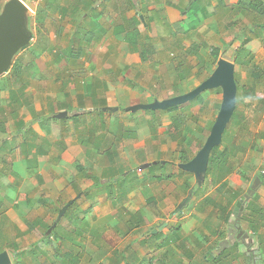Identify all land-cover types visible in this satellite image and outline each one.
<instances>
[{"label":"crops","instance_id":"0c3cea01","mask_svg":"<svg viewBox=\"0 0 264 264\" xmlns=\"http://www.w3.org/2000/svg\"><path fill=\"white\" fill-rule=\"evenodd\" d=\"M7 1L0 0V13ZM263 19L264 0H43L36 17L27 19L30 48L13 60L22 64L19 80L9 81L10 71L0 76V252L9 253L11 264L21 254L12 249H22L21 260L39 242L53 258L47 264H214V256L236 246L246 248L238 250L240 263L245 255L257 264L258 250L264 259V151L239 153L243 166L220 179L221 191L194 194V206L179 211L186 191L199 183L179 166L187 162L184 151L193 154L189 161L196 154L187 137L198 123L203 135L207 128L182 106L130 109L188 93L212 74L219 58L236 63L242 48L247 60L255 53L262 60ZM238 21L251 27H240L234 37L240 45L222 56L216 42L229 38L225 30L236 32ZM209 40L216 66L201 57ZM206 93L202 104L214 99ZM61 112L67 115L59 117ZM153 166L161 170L141 186L123 177L145 169L143 177ZM175 194L183 200L177 203ZM207 196L212 202L205 203ZM142 210L146 219L139 220ZM188 216L193 221L181 230L192 238L169 242L174 224Z\"/></svg>","mask_w":264,"mask_h":264},{"label":"rangeland","instance_id":"374dc122","mask_svg":"<svg viewBox=\"0 0 264 264\" xmlns=\"http://www.w3.org/2000/svg\"><path fill=\"white\" fill-rule=\"evenodd\" d=\"M246 18L248 19V16H246ZM253 20H255V17L253 18ZM249 22H240V21H238L237 24H236V27L237 28L235 30L237 33L234 32V30H230L228 32H227V30H225V33H224L225 34V37L229 36V38H227L226 40H225V38H222L221 41L216 42L217 43L216 45L220 46V50H223V51H221L220 55L227 56L228 57V55H229V51H228L229 48L233 50V49H236L240 45V41L239 40H235L234 37L240 32V30H239L240 27L241 28L243 27V28L249 29V27H251ZM224 24H225V26H227V28L230 27V25L228 24V22H225ZM224 34H223V30H222L220 36L223 37ZM230 39L232 40V42L230 44H227L228 41H230ZM207 42L206 43L209 44V45H207V47H205V49H204L205 50V54L202 55L201 57H203V59L207 58L209 60L211 58V60H213V62H211V64H213V66H216V64L214 62L215 61V58H213V56L210 53V49H211V45H212V44H210L211 41L209 40ZM29 48H30V46H29ZM224 49H226V50H224ZM29 52L33 56H35L33 50H30ZM254 56L255 57H253V58H250V56H249V60H250L251 63H250L249 66H246L244 68H242L241 64L239 63L240 62L239 61L240 58L235 63L236 64V74H237V77H236V74H235V77H236V80H237L238 85H239V87H238V104L237 105H239L240 109H242L246 113V115L249 116L252 119L251 129H253L254 132H259L257 130H261L260 132H264V110L262 111V114H260L261 115L260 121L258 123H255L254 122V118H255V111H254L255 109L254 108L258 107V105L260 104V100H264V80H263L264 79V56H263V59L262 60H260V59L257 58V54L256 53H255ZM247 57H248V55H247ZM253 65H255V66H257L259 68L258 70H256L257 71L256 73L259 76V78L257 79V81L251 75V71H252V66ZM208 70L210 71V70H212V68H209ZM198 74H200V73L198 72L197 75ZM205 74H208V72H206ZM196 79L197 80H200V81L203 80V78H201V76H197ZM252 86H253V92L251 93V95L252 94H255V92H256L257 93V96L256 97H251V95H250L249 97H246L244 95V93L247 91L246 89L248 87L249 88H252ZM206 94L208 96H210L212 94L214 95V99L211 100V98H209V103L205 102V104H202L204 102V99L202 97V94H200V96H197L195 99H193V100H191V101H189V102H187L185 104L179 105V106H182V108H183L182 111H185V112H187L189 114H192V113L195 112V115L196 116H198V114H199L200 117L197 118L198 119V122H201V124L204 125V126H206V128H207L206 134L203 135L199 131V128H198L199 127L198 125L200 123H198V125H196L197 126L196 130L194 132H192V135H190V137L189 136L187 137L188 138V143L191 144L190 146H195L196 147V146L199 145L198 143L201 144V143H203V141L206 140L207 136L210 134V125H211V123L213 121H215V119L217 117V114L219 112V109H220V105H221V101H222V90L220 88L219 89H214V90H211V91H207ZM252 96H254V95H252ZM239 97L241 99L243 98L244 101H241L239 99ZM206 101H207V99H206ZM249 103H252L253 106H249ZM135 105H137V104H135ZM205 105H206V107H203L202 108L203 110L201 109L202 110V112H201L199 108H201V106H205ZM204 108H206V109H204ZM193 123H195V122H193ZM229 127H231V125H229ZM226 136H227V133H226ZM230 136L233 139V136H234L233 131L231 132V135ZM125 137L128 138L129 135H127ZM125 137H124V139H125ZM193 138H194V140H192ZM263 139L264 138H262V139L261 138L260 139L257 138V139L254 140L252 137H250V139H249V141H250V147L254 143L255 146H256V149H254V150H257L258 149V150L264 151V140ZM221 146L225 147V150L228 147L226 138H224L223 144L220 145V146H217V148H215V149L218 150V148H219V152H223V149H220ZM140 150H141L142 153H145L146 152L145 145H142V147H141ZM174 154L175 153H171V157H174ZM237 157H235V158H237ZM165 162L167 163L168 161H166V160H162L161 161L162 164L165 163ZM144 165H142V166H144ZM156 166L147 168V169H150V170H148L149 171L148 172L149 174H145V175H143V177L139 176V174H142V172L145 169H142V170L139 169V170L135 171L133 174H129L128 176H126V174H127L128 171H125L124 174H123V177L124 178L125 177H128V179H127V181H129L128 183L132 182V183H135L137 186H141V185H143L146 182V180L148 178H151V177L153 178V176L155 177V175L158 174L157 172L159 170H161L160 169L161 167L158 168ZM242 166H243V163L237 161V162H235V164L233 166V169H239V168H242ZM174 168L175 167H173V169ZM165 170L168 171V172H171L172 166L169 164L166 167ZM181 173L182 174H185L186 172L184 170H181ZM224 178L227 179L228 178V174L225 175ZM142 179H144V180H142ZM173 180L175 181V178H173L172 181ZM208 181H209V179H208ZM202 183L204 184L206 182L205 181L204 182L202 181ZM163 184H164L163 182L158 183L157 184V186L159 185L158 188L163 187ZM220 184H221V180H219L218 183L215 184V185H210L209 191L207 193L210 192L209 194H213V193H216L217 194L218 193V189H219L218 187H219ZM121 186H122V183H121ZM204 186H206V184ZM199 190H200V192H202L201 188H198L197 189V192ZM148 193L150 195V192H148ZM175 193L176 194H179V195H182L181 191H175ZM176 194L173 197L177 198ZM229 194L232 195L230 191L225 192V195H229ZM193 195H194V191L189 192V190H187L186 193H185V197L183 196L185 198L183 202H180V201L183 200L182 197L180 199L177 198V200H178L177 203L180 202L177 205L178 207H180L178 209L179 211L183 210L182 208L184 206H186L188 208L189 205H190V202H192L190 206H194V204H195L194 200L197 198L196 196L199 197L200 194H197L196 196L195 195L193 196ZM192 199H193V201H192ZM209 202H212V201L209 200ZM176 212H178V211H176ZM145 214L146 213H144V211L142 210L140 212V214L137 216V219H139V220L146 219ZM180 215L181 214H178V216H180ZM224 218H226V215H224ZM239 218H240L239 216H235V222L237 223V226H239V222H240V219ZM190 221L192 222L193 219H191V217L188 216V217H186L184 219V221H181L182 223L179 222L176 225L174 224V226H173L174 228L168 233V236H167L168 237V241L169 242L175 241V240L176 241L177 240H182L183 241L185 239V242H186V240L188 241L189 239H191L192 237H191V234H190V231L189 230H187V231L181 230V227H182L181 225H183V223H186V222L189 223ZM188 223H186V224H188ZM51 228H49L46 231V234L47 235H49L48 232L50 231ZM156 232H157L156 229H153L152 231H150L151 235L154 236V238H155L156 234H152V233H156ZM237 240L238 241H240V240L242 241L241 238H237ZM47 248H48V245L45 242H39L37 245H35L33 247H27L25 249V251H24L25 253L27 252V257H23V259H21V260H18L20 257H17V261L15 262V264H22V263L24 264L23 261H25V263L27 264V263H31L32 260H35V263L36 264H47L46 263L47 261L53 260V258L51 257L50 254H48V252L47 253H44V250H46ZM16 249H17L16 252H15V250L12 249L11 250V253L13 252V253H15V255H16L17 252H21L22 253V249H19V248H16ZM239 249H241L242 251H245L246 250V248H244L243 246H236L235 248L230 249V250L223 249L224 252H221V253L217 254L216 256H214V258H212V262L214 264H250L249 263L250 261L248 259H246L245 255H242L243 258L245 259V262L240 263V261L236 257L239 254L238 253V250ZM241 253H243V252H241ZM256 254L259 257H256L257 259H255V255H253L251 257V260H253L252 258H254L255 260H257V264H264V259L262 258V252L260 253L259 250H258L256 252ZM233 255H234V259H233ZM243 258L241 257V259H243ZM15 259H16V257H15ZM190 260H192L191 259V254H187V262H191ZM237 260H238V262H237ZM14 261H13V263H14ZM234 261H236V262H234ZM143 263H144V261H140V264H143ZM195 263L193 262V264H195ZM196 264H198V263H196ZM251 264H253V261L251 262Z\"/></svg>","mask_w":264,"mask_h":264},{"label":"water","instance_id":"95a60500","mask_svg":"<svg viewBox=\"0 0 264 264\" xmlns=\"http://www.w3.org/2000/svg\"><path fill=\"white\" fill-rule=\"evenodd\" d=\"M28 10L23 0H9L5 4L0 13V76L4 75L12 66L16 54L31 43L33 33L27 24ZM236 65L228 58L221 57L217 62V66L212 74L204 80L199 86L189 91L163 101H155L148 104H137L131 106L130 109L137 111L143 110H166L174 106L185 104L205 91L220 88L222 90V101L216 120L211 128L210 134L207 137L203 147L190 160L179 164V166L188 172H192L201 182L208 169L210 157L215 147L219 146L223 141V135L237 109L238 84L235 77ZM67 112H61L58 116H66ZM147 163L143 166H150ZM260 182L257 177L256 182H253L251 188L243 200H240L235 208L234 214L239 215L240 210L245 204L253 190L255 183ZM70 202L65 205L59 212V216L52 229L61 220L69 206ZM235 217V216H234ZM234 219V218H233ZM0 264H11V258L7 251L0 252Z\"/></svg>","mask_w":264,"mask_h":264},{"label":"trees","instance_id":"16d2710c","mask_svg":"<svg viewBox=\"0 0 264 264\" xmlns=\"http://www.w3.org/2000/svg\"><path fill=\"white\" fill-rule=\"evenodd\" d=\"M244 41L241 40V47H244ZM28 47H25L24 49H22L21 51L25 50ZM195 47L192 48V51L194 50ZM19 51V53L21 52ZM214 56L216 57V60L218 59V50H213L212 51ZM244 50L243 48L241 50L238 51V59L240 58V63L242 68L249 66L250 65V60H247V54L243 53ZM35 57V56H34ZM258 70V67L253 65L252 66V71H251V75L254 77V79L259 78L258 74L256 73ZM22 71V64L19 61H14L13 65L11 66L10 72H9V81H17L20 78V73ZM237 77V74H236ZM261 77V76H260ZM11 78V79H10ZM264 80V79H263ZM238 84V82H237ZM239 87V85H238ZM247 91L244 93V95L246 97H249L251 95V93L253 92V86L252 88H247ZM254 95V96H252ZM251 97H256L257 93L255 92V94H252ZM239 99L241 101H244V99L240 98ZM254 99V98H253ZM240 101V102H241ZM237 104H238V98H237ZM249 106H253L252 103H249ZM255 110V118H254V122L258 123L260 121V117L262 114V111L264 110V100H260V104L258 105V107L254 108ZM260 115V116H259ZM216 120V119H215ZM215 121H213L210 125V130L212 128V125L214 124ZM251 123H252V119L246 115V113L240 109L239 105H237V109L229 123V125H231V127H227L224 135H223V142H224V138H226L227 140V145L228 147L226 148L225 151L223 152H219V148L218 150H216L215 147L211 157H210V161H209V165H208V171H207V177L205 179L204 184H195L194 186V194H200L202 195H206V193L208 192L207 188L208 185H215L218 183V181L220 179L223 178V176L225 177V175H227L228 173H230L233 169V166L235 164V162H237V156L239 155V153H244V151H246L249 148L254 149L256 146L253 143L250 147V137H252L254 140L257 138H264V133H258V132H254L253 129H251ZM233 131V139L231 138V132ZM227 133V136H226ZM199 145L196 146L193 151L194 153H197L199 148L202 147L203 143H198ZM185 154L182 155L181 160L184 161H189V159L192 157V155H187V153L184 151ZM237 157V158H235ZM234 159V160H233ZM211 177V179L209 178ZM209 179V181H208ZM206 184V186H204ZM222 184L219 185V189L218 191H221ZM191 186V185H190ZM201 188L202 192H200V190L197 192V189ZM211 196H207L205 198V203H209V200L211 199ZM51 235L45 236V237H50ZM21 253V252H20ZM23 253V252H22ZM18 254L17 253V257H22L23 254ZM16 257V258H17ZM23 264V263H22ZM25 264V263H24Z\"/></svg>","mask_w":264,"mask_h":264},{"label":"clouds","instance_id":"9594fccd","mask_svg":"<svg viewBox=\"0 0 264 264\" xmlns=\"http://www.w3.org/2000/svg\"><path fill=\"white\" fill-rule=\"evenodd\" d=\"M23 2L25 3V5H26V7H27V4H29V3H27L25 0H23ZM26 3H27V4H26ZM29 5H31V4H29ZM31 6H32V5H31ZM38 6H39V5H37V6H33V7L36 9V15H37V7H38ZM27 10H28V16H30V17H32V18L36 17V15H35V16H31V15H30L28 7H27ZM32 41H33V37H32L31 43H32ZM31 43H30V44H31ZM30 44H29V45H30ZM29 45H28V46H29ZM26 47H27V46H26ZM18 53H19V52H18ZM18 53H17V54H18ZM17 54H16V55H17ZM12 65H13V64H12ZM10 69H11V68H10ZM10 69H9L8 71H10ZM8 71H7V72H8ZM7 72H6V73H7ZM235 74H236V73H235ZM205 141H206V140H205ZM205 141H204V143H205ZM204 143H203V145H204ZM222 144H223V141H222V143H221L220 145H222ZM203 145H202V147H203ZM220 145H219V146H220ZM202 147H201V148H202ZM201 148H199V150H200ZM199 150H198V151H199ZM212 152H213V151H212ZM197 153H198V152H197ZM197 153H196V154H197ZM196 154H195V155H196ZM195 155H194V156H195ZM194 156H193V157H194ZM182 170H183V169H182ZM184 171H185V170H184ZM207 171H208V169H207ZM206 177H207V173H206L204 179L202 180L203 182L205 181ZM209 178H210V177H209ZM198 181H199V179H198ZM202 181L199 182V184L202 185V184H203ZM236 224H237V223H236Z\"/></svg>","mask_w":264,"mask_h":264},{"label":"built area","instance_id":"2783aa9c","mask_svg":"<svg viewBox=\"0 0 264 264\" xmlns=\"http://www.w3.org/2000/svg\"><path fill=\"white\" fill-rule=\"evenodd\" d=\"M42 1H43V0H36V2H37L38 5H40V4L42 3ZM26 4H27V3H26ZM27 7H28V9H29V13H30V15H31V16H35V15H36V9H35L33 6L29 5V4H27Z\"/></svg>","mask_w":264,"mask_h":264}]
</instances>
